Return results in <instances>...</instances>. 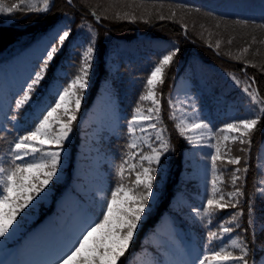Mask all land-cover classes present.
Masks as SVG:
<instances>
[{"label": "trees", "instance_id": "1", "mask_svg": "<svg viewBox=\"0 0 264 264\" xmlns=\"http://www.w3.org/2000/svg\"><path fill=\"white\" fill-rule=\"evenodd\" d=\"M50 4L47 13H0V63L37 44L58 26L71 30V38L50 64L49 75L52 76V70L59 64L72 60L67 46L75 40L79 39L87 45L91 43L94 47L88 86L83 92L77 119L72 124L71 136L66 144L70 154L65 177L54 185L53 198L70 187L82 120L100 83L107 78L110 80L125 114L123 122H126L136 107L145 103L139 101V97L146 93L144 85L151 68L163 54L179 49L172 64L165 69L164 83L156 89L161 101V121L157 125L165 130L164 138L168 141L169 149L161 158L164 173L158 195L134 234L133 247L121 258L123 264H131L135 261L136 251L146 242L162 215L168 213L174 216L169 202L183 188L181 170L185 143L175 120L171 118L169 105L170 94L178 77L187 76L192 89L198 91L197 101L201 108L209 111L213 129L222 125L218 116L229 101L238 107L247 104L251 110L254 108L243 91L253 80L252 88L264 97V43H261L264 41V0H72L71 3L69 0H50ZM122 6H127V12H122ZM208 44L211 46H206ZM249 45L248 53H243L242 50ZM109 58L118 62L114 73L108 70ZM74 61L77 65H65L70 68L67 74L77 72L78 59ZM236 80L240 83L237 84ZM124 132L123 128L118 137H110L106 143L107 150L118 162L128 149ZM10 136L12 133L0 132L1 153H8L7 139ZM263 138L264 120L252 133L250 146L231 140L224 142L232 149L230 155L240 156L242 160L239 165L218 163L217 174L223 181L218 182V187L224 193L234 191L230 183L231 173L235 168H240L237 175L241 179L237 187L244 195L239 198L238 208L218 210L211 218H204L198 226L192 225L193 232L200 238H196V244L203 254H207L204 236L210 230H216L218 223L240 211L242 215L235 222L239 227L235 228L233 235L248 245L249 264H259L264 243V197L257 190L261 173L256 163ZM241 148L246 151H240ZM209 186L201 192L203 200L191 198L201 211L206 198L211 195L210 183ZM191 190L200 192L198 187ZM47 212H51V209ZM45 216L39 217L37 222H41ZM180 224L185 226L184 223ZM188 234L193 235L192 231Z\"/></svg>", "mask_w": 264, "mask_h": 264}, {"label": "snow or ice", "instance_id": "2", "mask_svg": "<svg viewBox=\"0 0 264 264\" xmlns=\"http://www.w3.org/2000/svg\"><path fill=\"white\" fill-rule=\"evenodd\" d=\"M71 2L72 0H69V3ZM50 7V0H17L14 3L0 0V13L3 14L20 11L47 13ZM70 38L71 30L69 29H58L51 35L44 45L36 69L30 75L20 98L15 102L17 109L24 105H31L33 96L45 79L50 64ZM217 47H219V42H217ZM250 47L251 45L245 47L242 50L243 53H248ZM178 51L179 49H175L163 54L151 69L144 85L146 93L139 97V101H150L152 107L145 110L137 106L128 122V132L133 137L138 128L143 134H146L148 130L155 131L154 139L159 143V148L154 147L149 142L151 137H148L143 140V144L150 150L148 154H145L142 149L139 152L133 151L140 149V144L137 138L131 140L128 144L130 150L128 159L123 160L117 166L120 182L100 204L97 217L92 220L85 219L77 232L65 244L63 250L50 261V264H123L121 258L128 252L149 199L153 195V180L156 171L154 165L161 163V156L169 149L168 141L164 138L165 130L157 128V124L161 121V101L156 95V89L159 84L164 83L165 69L172 64ZM93 53L94 47L90 43L81 54L82 63L77 72L68 78L66 83L57 85L52 93L54 100L40 106L33 129L16 138L9 150V166H0V238L7 239L12 234L10 230H15L17 217L24 213L37 197H40L53 178L57 176L65 141L68 140L72 131V124L77 119L76 113L80 109L83 92L88 86ZM236 83L239 84L240 81L236 80ZM254 83L253 80L243 88L254 106L250 110V115L225 123L222 128L212 129L202 119L187 120L178 117L175 112L172 113L171 118L179 120L176 128L189 143L199 142L193 138V135H189V133L197 132L200 133V140L215 139L216 141L210 143L215 150L210 155L211 195L206 198L202 212L193 209L201 219L211 218L218 210L238 208L239 198L244 195L241 188L237 187L241 179L237 175L241 171L240 168L232 170L230 183L235 190L227 193L218 187V182L223 183V181L217 171L218 163L239 165L242 160L240 156H231L232 149L224 142L231 140L240 145L250 146L252 133L264 120V116L261 115L264 114V97L252 88ZM12 119L15 120L16 117L13 116ZM230 133L238 135L230 136ZM240 151H246V149L241 148ZM244 171L247 172V169L245 168ZM126 177L127 185L124 183ZM257 190L264 192V189L258 188ZM240 215L242 212L237 211L229 220L219 223L216 231H209V241H220L216 249L210 250V255L190 262H181V264H212V262L249 264L248 245L238 237L233 238L232 236L235 228L239 227L235 222ZM208 222L211 223V219ZM231 249H238L239 254H234Z\"/></svg>", "mask_w": 264, "mask_h": 264}, {"label": "rangeland", "instance_id": "3", "mask_svg": "<svg viewBox=\"0 0 264 264\" xmlns=\"http://www.w3.org/2000/svg\"><path fill=\"white\" fill-rule=\"evenodd\" d=\"M121 8L122 12L128 10L127 6ZM58 29L64 30L61 26L54 28L49 36L41 38L37 44L22 50L8 61L0 63V132L12 133V136L7 139L8 150L18 136L33 129L40 106L45 102L54 100L55 97L52 93L57 85L66 83L67 79L74 75L67 74V70L70 68L65 65H77L75 59H78L79 66L82 63L81 54L88 45L78 39L67 46L70 56L72 55V60L59 64L52 70V76L47 73L38 91L34 94L31 105H24L20 109L16 108L15 102L20 98L30 75L36 69L44 45ZM206 46L210 47L211 45ZM107 67L110 73H114L118 67V62L109 58ZM197 95L198 91L192 89L189 78L185 75L179 76L170 94L171 113L175 112L178 117L187 120L202 119L213 129L212 119H209V111L201 108L197 101ZM232 103L229 101L226 108L219 113L218 120L222 123L220 128L225 123L250 115L251 109L247 104L238 107ZM139 106L146 110L148 107H152V104L150 101H145ZM13 116L16 117L15 120L12 119ZM124 116L110 80L108 78L103 80L82 120L70 187L53 198L54 185L61 182L65 177V168L68 165L70 154L66 144L71 133L64 144L57 176L53 178L40 197H37L33 204L17 217L15 230H10L12 234L7 239L0 238V264H50V261L63 250L68 240L77 232L83 221L97 217L100 204L120 182L117 166L123 160L128 159L130 152L128 148L121 160L115 161L112 153L106 148V143L110 137H118L124 128L127 143L129 144L133 138H137V142L140 144V149L133 151L139 152L142 149L145 154H148L150 150L143 144V140L148 137H151L149 142L154 147L159 148V143L154 139L155 131L148 130L146 134H143L138 128L135 137H133L128 132V122L132 117L123 122ZM178 122L179 120H175L176 124ZM157 128L160 129L158 125ZM189 135H193V138L199 142L189 143L186 137L180 135L185 143L181 170V178L184 183L182 190L177 191L169 202L174 216L168 213L162 215L154 230L148 234L146 242H143L136 251L135 261L131 264H153V262L156 264H170V262L181 264V262H190L210 255V250L216 249L220 244L218 240L209 241V235L204 236L207 254H203L196 244L198 237L192 228L194 224H201L203 219L193 211V209H200L191 198L203 200L201 192L206 190L209 183L211 185L210 155L215 150L210 146V143L216 141L215 139L211 141L208 139L200 140L199 132L189 133ZM229 135L238 134L230 133ZM9 159V151L6 154L0 152V166L8 167ZM145 166H147L146 162ZM154 167L156 171L153 180V195L149 199L141 221L153 206L164 173L163 163L154 165ZM256 167L261 173L258 188L264 189V138L259 145ZM124 183L127 185V177ZM192 187H198L200 192L191 190ZM258 193L264 197V192L258 191ZM49 209L51 212H47ZM41 212L42 214H40ZM44 216L45 218L41 222H37L39 217ZM225 220L227 221L229 218ZM180 223H184L185 226H181ZM191 231L193 235L190 236L188 233ZM232 236L236 238L233 233ZM131 245L129 250L133 247ZM262 248L259 264H264V243ZM231 250L238 255V249ZM212 264H222V262H212Z\"/></svg>", "mask_w": 264, "mask_h": 264}]
</instances>
